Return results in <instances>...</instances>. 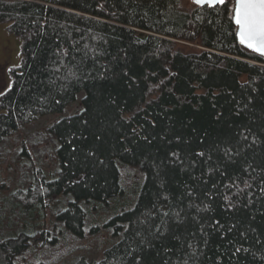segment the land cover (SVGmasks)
Segmentation results:
<instances>
[{
    "label": "trees",
    "instance_id": "1",
    "mask_svg": "<svg viewBox=\"0 0 264 264\" xmlns=\"http://www.w3.org/2000/svg\"><path fill=\"white\" fill-rule=\"evenodd\" d=\"M232 2L0 0V22L24 37L0 154L59 116L41 141L56 170L34 169L4 202L22 227L0 264H36L19 258L23 222L49 210L76 239L114 238L69 264H264V58L237 42ZM49 233L35 243L55 244Z\"/></svg>",
    "mask_w": 264,
    "mask_h": 264
},
{
    "label": "rangeland",
    "instance_id": "2",
    "mask_svg": "<svg viewBox=\"0 0 264 264\" xmlns=\"http://www.w3.org/2000/svg\"><path fill=\"white\" fill-rule=\"evenodd\" d=\"M24 37L14 34L9 25V21L0 22V88L7 89L12 86L13 72L16 71L22 62L21 43ZM5 87V88H4ZM84 93L78 94V101L67 108V112L79 110V100ZM4 112V106L0 103V114ZM58 115H46L40 117L33 124L26 125L21 131L12 135L3 144L0 154V237L15 238L22 227L18 217L11 213L9 209H4V202L10 197L13 191L27 189L33 178V171L39 166L47 173H53L58 166L57 159L52 153L41 154L43 134L48 125L54 122ZM34 145L36 148L34 149ZM44 155V156H43ZM49 155V156H48ZM38 171V170H36ZM64 198L59 199V203H52V210L62 207ZM39 212L34 213V218H24L27 225L26 244L27 250L19 256L21 262L28 261L36 264H69L78 256L95 257L97 251L107 246L113 237L106 232L103 234L102 242H96L95 236L85 235L84 238L76 239L68 233L61 232V226L49 210L43 216ZM24 216H21L23 218ZM26 217V216H25ZM23 219H20V221ZM42 221L46 226H42ZM54 229V230H53ZM49 231V240L53 234L57 237L55 244L43 245L37 242L42 231ZM54 231V232H53ZM97 238V237H96ZM0 238V243L5 241ZM14 241V240H12ZM0 246V257H1Z\"/></svg>",
    "mask_w": 264,
    "mask_h": 264
},
{
    "label": "snow or ice",
    "instance_id": "3",
    "mask_svg": "<svg viewBox=\"0 0 264 264\" xmlns=\"http://www.w3.org/2000/svg\"><path fill=\"white\" fill-rule=\"evenodd\" d=\"M225 2L226 0H192L198 6L208 7L224 5ZM229 12L231 22L236 26L235 35L239 43L264 56V0H233ZM3 94L0 92V95Z\"/></svg>",
    "mask_w": 264,
    "mask_h": 264
},
{
    "label": "water",
    "instance_id": "4",
    "mask_svg": "<svg viewBox=\"0 0 264 264\" xmlns=\"http://www.w3.org/2000/svg\"><path fill=\"white\" fill-rule=\"evenodd\" d=\"M190 1L192 2V0H190ZM193 4H194V3H193ZM195 5H196V4H195ZM197 6H198V5H197ZM205 6H207V5H205ZM216 6H218V5H216ZM210 8H212V7H210ZM233 25L235 26V24H233ZM235 27H236V26H235ZM147 35H148V33H146V32H139L138 37H139L140 39H142V40H145V39L147 38ZM236 39H237V38H236ZM237 42L239 43L238 39H237ZM239 45H241V44L239 43ZM241 46H242L244 49L248 50L249 52H251V53H253V54H256V55H258V56L264 58V56L259 55L258 53L252 51L251 49L245 47L244 45H241Z\"/></svg>",
    "mask_w": 264,
    "mask_h": 264
},
{
    "label": "flooded vegetation",
    "instance_id": "5",
    "mask_svg": "<svg viewBox=\"0 0 264 264\" xmlns=\"http://www.w3.org/2000/svg\"><path fill=\"white\" fill-rule=\"evenodd\" d=\"M4 88H5V87H4ZM8 90H9V88H7V89H1V88H0V92L4 93L3 95H0V100H1V98L5 95V93H6Z\"/></svg>",
    "mask_w": 264,
    "mask_h": 264
},
{
    "label": "bare ground",
    "instance_id": "6",
    "mask_svg": "<svg viewBox=\"0 0 264 264\" xmlns=\"http://www.w3.org/2000/svg\"><path fill=\"white\" fill-rule=\"evenodd\" d=\"M3 239V238H2ZM4 240V239H3Z\"/></svg>",
    "mask_w": 264,
    "mask_h": 264
}]
</instances>
